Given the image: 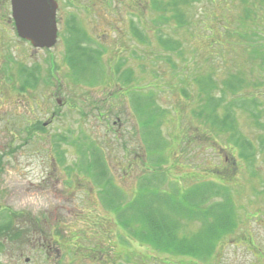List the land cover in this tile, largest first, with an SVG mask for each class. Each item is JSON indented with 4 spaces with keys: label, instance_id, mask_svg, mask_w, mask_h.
Masks as SVG:
<instances>
[{
    "label": "rangeland",
    "instance_id": "rangeland-1",
    "mask_svg": "<svg viewBox=\"0 0 264 264\" xmlns=\"http://www.w3.org/2000/svg\"><path fill=\"white\" fill-rule=\"evenodd\" d=\"M150 1L60 0L59 15L60 12L66 11L70 13L65 17L71 13L77 17L78 13L82 17H78V20L91 37L82 43L85 46L84 63L81 68L75 70L68 50L77 44L81 34L74 33L72 36L63 34L66 30H72L73 23H66L63 27L64 23L61 26L62 19H59L61 20L59 25L63 29L62 34L60 30L57 44L49 51L34 50L28 43L20 41L10 23L4 20L8 17L10 9L6 0H0V41H2L0 43V150H4L6 140L9 143L12 137H17V142L23 140L21 138L23 124L26 119L32 117L31 102H37L40 107V114L37 115L44 120L45 111L54 107L55 98L58 96L67 98L69 95V110L61 109L62 116L55 120L47 131L50 134L64 131L66 135L72 136L71 133L81 134L85 130L97 141L102 140L101 153L107 166L100 163L97 171L99 170V173L109 171V173L106 171L108 173L106 176L117 182L115 188L117 194L114 195L113 190L114 199L120 203L122 210H126V219L138 227L141 226V222L134 217L143 218L138 204L147 205V201L150 200L147 195L144 199H140L136 194L131 195L132 191L141 188L139 184L144 183L143 186H147V189L156 187L172 189L178 191V195L179 193L184 195L188 184L206 183L201 177L197 180H176L177 176L186 170L176 166L177 173L172 172L176 169L172 166L178 163L171 153H165L163 156L164 166L168 168L166 175L156 174L157 179L153 177L145 168L146 163L147 160L152 159L157 161L154 154L160 150L152 151L156 147L151 146L150 141L154 140L156 133L153 135L150 132L149 125L159 123L160 132L166 135L173 132L176 136L175 140L185 137L179 131H184L182 128L184 125L191 130L193 126L198 127V123L209 130L210 135L222 142L219 128L216 125L208 127L202 124V115L204 116L205 113L197 115L201 109L191 104L195 102L189 100L194 95L193 86L190 82L184 83L187 81H183L175 72H179V68L173 70L164 63L163 59L168 62L169 57L162 46L158 45V36H170L180 41L185 39L187 55L177 60H180L181 67L190 71L189 76L195 81L203 74L202 66L206 61L197 51L208 49L211 41H221L218 27L221 19L228 24L232 21L231 15L225 11L226 1L216 0L219 2L215 4V0L214 2L197 0L191 3L189 14L185 18L190 23L194 22L198 25L193 36L186 39L188 34L181 31L182 28L175 27L174 22L161 24L157 29L158 35L154 36V31H151L154 28L151 23L154 14L149 10ZM68 2L77 7H69ZM128 3L130 7L126 6ZM87 6L98 9L88 16L84 13ZM239 9L240 7L236 12H239ZM232 11L235 13V9ZM257 12L258 14L248 21L246 28V31H249L248 38L243 40L250 44H256V41L260 40L259 42L264 46V17L261 16L264 7L257 5ZM203 14H207L205 19L202 17ZM258 15L261 18L255 20ZM130 20L141 28L134 35H129ZM201 21L204 22L200 24ZM206 27L211 29L210 33ZM187 29L192 30L193 26L190 25ZM219 50L222 54H226L225 59L228 62L235 63L238 60L232 52L227 53V51H239L237 43L231 44L229 49L220 47ZM170 56L176 61L174 54ZM212 58L214 63L217 61L222 64L220 57L215 59L212 56ZM217 63L211 66L212 70L222 69ZM263 64L264 60L258 65H251L249 71L258 72L259 66L264 73ZM23 65L30 70H33V67L38 68L37 76L40 82L35 89L19 91L16 89L15 80L10 83ZM110 70L115 73L114 76ZM263 78L264 76L262 80ZM98 80L105 81L107 86L101 89ZM47 81L53 83L48 85ZM17 83H19L18 78ZM57 86L60 93L56 94L55 98L49 100L45 97L52 95ZM182 89L186 90V94L182 93ZM262 94H264L263 82ZM95 104L101 112H104L100 120L98 117L95 118L94 112H88L86 115L77 113L81 108L86 111L94 109ZM107 125H111L116 131L106 128ZM259 131L264 137V129ZM156 138H159L158 133ZM257 138L250 139L258 148V152L262 153L259 142L256 143ZM51 139L52 137H46L39 141V146L34 151H27L28 148L24 151L17 149L3 163V170L0 173V207L19 216L16 222L12 221V224L17 226L15 233L17 239L9 240L8 237L0 235V264H105L98 261L106 256L110 264H191L182 257L185 255L175 251L174 244L153 243L152 240L143 239L144 237L135 234L132 236L129 233V226L124 225L127 220L121 218L117 220L119 214L113 207L115 204L109 206L106 203L103 183L106 184L109 179H105L102 183L101 177L96 178L87 171L71 174L70 178L65 168L60 170L54 167L53 153L61 155V160H67L71 159L73 151L71 147L65 145L66 140H62L57 145L59 148L57 146L52 148ZM226 143L229 142L224 144ZM144 146H147V156ZM125 151H134L133 155L137 152L134 159L139 161L138 166L132 161L131 156L125 155ZM233 153L237 156V149L233 150ZM259 153L253 160L255 167L250 171L244 162L245 168L232 180L237 182L238 188L241 186V189H244L239 201L234 202L232 206L241 207L248 218H243L242 211L234 209L238 214L236 232L214 239L210 252L204 256L205 264H264V252L262 255L257 254L254 247L256 244L264 251V155ZM179 154L186 162L199 166L200 169L195 171H199L200 175L209 174L210 170L205 168H211L219 160L217 153L211 149L198 153L189 147L184 154ZM130 161L132 166L129 167L126 163ZM236 161L241 167L243 161L238 157ZM43 176H46L44 179L46 183H40L39 187L31 186L30 182H36ZM65 178L69 181L71 179L70 183L64 182ZM72 186H75L74 189L69 188ZM249 190L255 194L250 195L251 202L245 199ZM231 194L233 198L238 199L236 194L232 192ZM156 197L162 199L159 195ZM218 200L222 198L203 197V208ZM130 205L133 207L131 208ZM2 211L4 210H0ZM150 216L158 222L161 221L159 214L150 213ZM233 218L232 216V220ZM7 220L10 219H5L1 213L0 221L4 223ZM180 221H178V225H181L179 235L192 230L196 232L202 226L198 217L186 216ZM114 230H121V234L118 233L119 238L106 237ZM239 234L241 238L252 237L253 245L244 242L239 246L236 239ZM53 237L59 242L60 249L52 242ZM37 243L40 248H37ZM102 251L105 254H101Z\"/></svg>",
    "mask_w": 264,
    "mask_h": 264
},
{
    "label": "trees",
    "instance_id": "trees-1",
    "mask_svg": "<svg viewBox=\"0 0 264 264\" xmlns=\"http://www.w3.org/2000/svg\"><path fill=\"white\" fill-rule=\"evenodd\" d=\"M180 1L181 0H173V6L176 10L179 9L180 5L178 3ZM244 1L246 0H241V2ZM263 2L264 0L259 1L260 4H263ZM262 7H264V5H262ZM178 13L180 14V18L178 19L181 22L180 25L189 27L191 23L188 20H185V12L181 10ZM255 14H258V12L255 6L250 4L248 5L247 10L243 13V17L236 20L237 29L233 32V37L240 44L243 43V38L245 36L244 31L248 27V21H251ZM255 20H257V16L255 17ZM227 35H230L229 32ZM222 39L223 42L213 41L211 46L215 47L217 45V48H220V46L227 47L225 38ZM162 42H164L167 51H184L182 41H179L176 38L167 37L163 39ZM246 46L247 48L244 51H248L250 50L249 48L253 47L250 43H247ZM251 53H253V51H251ZM169 63L173 68L176 67L172 61H169ZM33 70L27 68L23 69L25 81L36 80L37 69ZM212 77L211 74H209L200 79L198 88H195L196 92H194V95L189 100L195 101L191 104L201 109L197 115L205 113L204 116L202 115L201 123L208 127H214L216 125L220 130V137L233 144V146L237 149L238 156L246 163L251 171L255 167V162H253V160L255 159L256 154L259 153V150H257L258 148L254 145L250 138L258 137L256 143L259 142L260 151L264 152V137H262L259 131L264 129V98L263 101L260 102L256 97H254V95L251 97L248 96L249 89L257 86V83L253 84L251 77L245 78L241 73H238L237 76H233L232 80L227 79L225 81H221L220 83H217L216 78H214L216 81L212 80ZM262 82H264V78ZM245 89H248L246 94ZM216 90L217 94L215 93ZM182 93L186 94V90L184 91L182 89ZM206 107H208V110H206ZM182 128L184 131H179L182 133L183 137L185 136L183 139L176 138L174 140V137H176L175 134L172 133L171 136L170 133L167 135L170 139H161L159 137L153 143H155V145L159 144L158 146L165 147V153H172V151L178 147L180 142H183L181 144L182 147H188L193 145L196 141L204 140L201 135H187V126L185 127L184 125ZM253 131L254 133H252ZM155 133L157 134L158 132H153L152 134L154 135ZM94 152L96 155L95 159L100 160L102 158L100 153L97 152V150ZM208 188L211 187L208 186ZM199 189L202 193L206 190V186L201 185ZM224 189L226 190V188ZM188 190L191 192L193 189L190 188ZM225 192H228V190ZM201 193L199 192V194ZM203 197L208 196L201 194L199 203L200 209L202 208L201 205L204 204L202 202ZM223 198V203H214L208 210H200L199 216L202 226L199 232L191 239L182 240L183 244H179L182 246L178 251L179 253L194 256L195 258L200 259L210 252L214 239L216 237L219 239L225 234L228 228L227 226L231 224V217L224 214V212L231 210L232 207L230 202H233L235 197L233 198L231 191H229L227 194L224 193ZM211 208H213V213L210 211ZM162 234L165 235L166 241L171 244L170 242L174 239V232L165 230ZM155 237L159 238L161 237V234H156Z\"/></svg>",
    "mask_w": 264,
    "mask_h": 264
},
{
    "label": "water",
    "instance_id": "water-1",
    "mask_svg": "<svg viewBox=\"0 0 264 264\" xmlns=\"http://www.w3.org/2000/svg\"><path fill=\"white\" fill-rule=\"evenodd\" d=\"M19 36L34 46H51L56 40L54 0H10Z\"/></svg>",
    "mask_w": 264,
    "mask_h": 264
},
{
    "label": "flooded vegetation",
    "instance_id": "flooded-vegetation-1",
    "mask_svg": "<svg viewBox=\"0 0 264 264\" xmlns=\"http://www.w3.org/2000/svg\"><path fill=\"white\" fill-rule=\"evenodd\" d=\"M69 3V2H68ZM126 6H128V7H130V4L128 3V5H126ZM69 7H72V8H75V7H77L76 5H74V4H70L69 3ZM103 8V7H102ZM97 7H91V6H87V7H85V9H84V13H85V15H90V14H93L95 11H97ZM110 11H112V10H110ZM66 14V11H64L63 13L62 12H60V15H58V13H57V17L58 18H64V15ZM101 104H103V102H100ZM96 109L98 110V116H104V112H101L100 110H99V107L96 105ZM39 241V240H38ZM53 242V241H52ZM37 246H38V243H37Z\"/></svg>",
    "mask_w": 264,
    "mask_h": 264
}]
</instances>
